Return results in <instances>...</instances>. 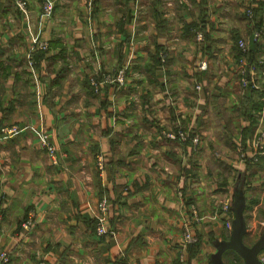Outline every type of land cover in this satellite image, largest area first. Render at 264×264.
Here are the masks:
<instances>
[{
    "label": "crops",
    "instance_id": "0c3cea01",
    "mask_svg": "<svg viewBox=\"0 0 264 264\" xmlns=\"http://www.w3.org/2000/svg\"><path fill=\"white\" fill-rule=\"evenodd\" d=\"M24 1L21 11L0 0V128L20 129L0 131L6 264H212L231 226L224 198L231 212L244 200L243 242L264 238V151L246 165L236 149L251 160L264 130V0H93L91 11L50 0L48 17L44 0ZM239 37L259 44L254 91L241 85ZM177 127L199 136L196 148L164 136ZM103 197L110 233L97 235ZM193 210L197 241L184 245ZM258 257L264 264V248ZM221 262L244 264L233 250Z\"/></svg>",
    "mask_w": 264,
    "mask_h": 264
},
{
    "label": "built area",
    "instance_id": "2783aa9c",
    "mask_svg": "<svg viewBox=\"0 0 264 264\" xmlns=\"http://www.w3.org/2000/svg\"><path fill=\"white\" fill-rule=\"evenodd\" d=\"M15 3L17 4L18 8L21 9V11H25V1L24 0H14ZM85 6L88 8L89 11L92 10L93 8V0H85ZM53 10V3L50 0H44L42 7H41V15L44 17H48L51 15ZM246 14L247 16L252 15V10L251 8H248L246 10ZM254 38H257L259 35L258 33H254L253 34ZM196 39L199 41L203 40V33L202 31H198L196 33ZM36 46L40 49V50H47L48 49V44L45 41H41V40H35ZM236 45L238 46L239 49H241V51H245L246 50V44L244 43V41L242 40H237ZM31 60V58H29ZM239 64L240 66H244L246 63L244 62L243 59L239 60ZM197 67L199 69H205L206 68V62L205 61H199L197 63ZM252 67V66H251ZM126 67L120 69L117 73L116 79L117 81L121 84L123 83V78H124V70ZM244 72L241 69V73ZM248 82L252 83V86L254 87L255 84L252 80H247L246 78L242 77L241 78V85L243 87L248 85ZM196 89H199V86L196 85L195 86ZM1 133L11 136V135H15L17 134L20 129L18 126L16 125H11V126H2L0 128ZM190 130H185L184 128L181 127H177L176 129H171L169 131H166L164 133V136L169 139V140H179L181 142H185L189 139L188 137V133ZM42 139H41V145L45 148V150L48 152V154L54 158V153H55V148L52 145V143H50L49 141V137L47 133H42L41 135ZM191 140L192 143V149L196 148V146L199 144V136L196 134H193L191 136V138L189 139ZM252 147L254 149V152L251 153V161H256L257 160V155L262 153L264 151V130L260 131L258 136L253 140L252 142ZM236 149L239 152V156L241 159H244V151H243V147L240 144L236 145ZM99 168H102V163L99 161ZM107 202L106 199L103 197L101 198L98 203H97V213L95 215V219H96V233L97 235H106L109 234L110 231L105 227V219H106V215H107ZM221 211V213L223 214H230L232 216V212L230 209V201L227 198H224L222 201H220L219 203V212ZM216 216V215H214ZM1 220V218H0ZM201 220V217H199L196 213L195 210H193V215L191 217V220L186 221L183 224V232H182V243L184 245H190L193 244L197 241V237L196 234L193 232V229L191 227L192 224H196ZM34 224V214L31 213L30 211L27 213V216L25 217V219L23 221H21L20 226L24 229V231H30L33 227ZM227 227H229V223L226 224ZM8 261V257L6 253H0V263L1 264H6Z\"/></svg>",
    "mask_w": 264,
    "mask_h": 264
},
{
    "label": "water",
    "instance_id": "95a60500",
    "mask_svg": "<svg viewBox=\"0 0 264 264\" xmlns=\"http://www.w3.org/2000/svg\"><path fill=\"white\" fill-rule=\"evenodd\" d=\"M244 200L236 199L232 203V220L228 239L219 242L216 253L212 256V264H222L221 255L226 250H233L243 260L244 264H261L258 257L264 248V238L248 246L243 242L246 234V222L243 216Z\"/></svg>",
    "mask_w": 264,
    "mask_h": 264
},
{
    "label": "trees",
    "instance_id": "16d2710c",
    "mask_svg": "<svg viewBox=\"0 0 264 264\" xmlns=\"http://www.w3.org/2000/svg\"><path fill=\"white\" fill-rule=\"evenodd\" d=\"M258 28L259 27L257 26L256 29H258ZM253 38H254V36H253ZM259 38H260V36H258L257 38H254V39L257 40ZM237 40H239V39H237ZM254 41L252 42V45H251L250 48H249V46L247 47V49L245 50L246 52L245 51H241V49H239L238 46H236V49H237V60L239 61L242 57L245 58L246 60H248L246 66H245L246 71L240 73L241 74V78L244 77L247 80H249V79L252 80L253 79V78L251 79V78L248 77L247 71L248 70L250 71V68L252 66V63H253L254 66H256V64H257V60L256 59H253L252 56L255 55L257 53V51L259 50V47H258L259 44L256 43V42H254ZM252 81L254 82V80H252ZM245 87L252 89L251 91H254L255 88H258V86L256 87V85L253 87L252 86V83H250V82H248V85L245 86ZM260 156H261L260 154L257 155V160L256 161H251L249 159L246 160L244 158V163L246 165H248L249 163L256 164L258 162V159L260 158ZM230 206H231V203H230ZM93 223H94V227H95V225H96V219H94Z\"/></svg>",
    "mask_w": 264,
    "mask_h": 264
},
{
    "label": "rangeland",
    "instance_id": "374dc122",
    "mask_svg": "<svg viewBox=\"0 0 264 264\" xmlns=\"http://www.w3.org/2000/svg\"><path fill=\"white\" fill-rule=\"evenodd\" d=\"M42 4H43V2H42ZM42 4H41V7H42ZM24 8L26 9V3H25V7H24ZM239 40L244 41V43L246 44V41L244 40V37H239ZM246 49H247V44H246ZM245 52H246V51H245ZM241 59H243L245 63L247 62V60H246L245 58L242 57ZM10 126H11V125H10ZM16 126H17V125H16ZM30 212L34 214V212H33L32 210H30ZM0 218H1V215H0ZM23 220H24V219H23ZM23 220H22V221H23Z\"/></svg>",
    "mask_w": 264,
    "mask_h": 264
}]
</instances>
